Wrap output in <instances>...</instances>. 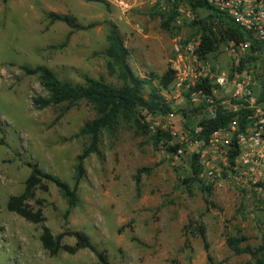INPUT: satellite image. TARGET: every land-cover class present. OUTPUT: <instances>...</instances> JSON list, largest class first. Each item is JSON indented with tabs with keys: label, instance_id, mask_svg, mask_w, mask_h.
<instances>
[{
	"label": "rangeland",
	"instance_id": "1",
	"mask_svg": "<svg viewBox=\"0 0 264 264\" xmlns=\"http://www.w3.org/2000/svg\"><path fill=\"white\" fill-rule=\"evenodd\" d=\"M51 13L73 16L81 28L53 22ZM161 22L160 16L127 10L111 0H0V264H101L89 249L51 256L41 243V227L8 210L10 198L24 192L33 166L75 186L79 157L91 144L79 133L96 117L86 100L39 109L34 99L47 92L38 76L23 68L46 66L75 84L92 77L119 85L105 55L108 23H113L133 71L154 76L160 87L176 44L198 38L186 24L173 35L162 30ZM207 60L226 65L224 45ZM258 65L263 72L264 62ZM174 86L175 80L163 93L173 113L144 112L149 134L126 121L102 133L99 152L84 160L76 207L70 208L50 182L49 191L38 189L29 203L43 210L55 236L83 231L111 264H208L199 224L206 229L215 264H256L250 255L235 254L227 238L245 236L243 247L262 245L264 197L222 180L210 196L202 182L186 185L194 149L176 158L152 139L161 128L172 134L171 145L183 146V131L200 120L199 111H193L198 107L188 96H178ZM64 243L74 245L75 239L66 236Z\"/></svg>",
	"mask_w": 264,
	"mask_h": 264
},
{
	"label": "trees",
	"instance_id": "2",
	"mask_svg": "<svg viewBox=\"0 0 264 264\" xmlns=\"http://www.w3.org/2000/svg\"><path fill=\"white\" fill-rule=\"evenodd\" d=\"M199 6L202 7L206 15H202L186 24L198 36L199 45L196 49V55L198 57L206 58L218 52L222 45L227 44L229 41L240 42L249 39L248 33L227 15L210 8L202 1L199 2ZM49 16L53 22H65L73 30L81 28L73 16L56 13H51ZM152 16L157 15L152 14ZM174 17V14L162 16L161 28L173 35H178L183 29L172 30L170 24ZM108 24V46L105 50V55L108 59L107 68L109 73L117 78L119 85L109 83L104 78L96 79L92 77H86L85 82L82 84H75L60 79L54 70L46 66L23 68L28 75L38 76L40 84L47 92V96L34 99V105L39 109H46L63 104L73 106L80 101L86 100L95 109L96 117L87 122L79 133L81 136L89 137L91 144L84 155L79 157L77 181L73 188L58 177L44 172L37 166H33L32 172L26 181L24 192L21 195L11 197L8 202V210L10 212L41 227V243L51 256H56L61 251L76 254L82 249H89L99 259L101 264L111 263L106 253L100 252L93 245L90 237L86 233L83 231H68L55 236L46 225L43 210H35L29 202L35 199L38 189L45 192L49 191L48 183L50 182L59 188L70 208L76 207L79 203V183L84 174V160L90 154L99 152L100 137L103 132H114L119 124L126 121L133 122L143 133L149 134L150 125L147 122V117L144 112L147 115H169L173 113V109L163 94L174 82L175 77L173 71L169 69L161 77L160 87L155 85L154 76H138L130 66L129 51L125 46L124 38L118 27L113 23ZM199 90H204L206 93L211 94V89L206 88L201 83H197L193 88V91ZM193 111L198 110L195 108ZM235 116L236 114L219 112L215 119H205L201 123L204 126L202 138L208 139L214 131L227 128ZM243 122L244 120L241 117V123L243 124ZM152 139L157 147H163L171 154H176L180 149V145H171L170 142L173 141V136L164 129L158 128ZM191 168L192 177L184 180L186 185H190L194 181L201 182L199 179L201 168L198 164L197 155L192 157ZM204 191L210 196L213 191V186L204 185ZM198 232L204 242L208 264H215L214 258L210 253L204 225L199 224ZM66 236H71L75 239L74 245L64 243ZM247 241L248 239L245 236H229L227 238V244L235 254L250 255L256 264H264V240L262 245L257 248H253L250 245L243 247V243Z\"/></svg>",
	"mask_w": 264,
	"mask_h": 264
},
{
	"label": "built area",
	"instance_id": "3",
	"mask_svg": "<svg viewBox=\"0 0 264 264\" xmlns=\"http://www.w3.org/2000/svg\"><path fill=\"white\" fill-rule=\"evenodd\" d=\"M201 1L230 17L248 33L249 39L224 44L226 65L211 63L208 56L198 57L199 39L176 44L171 60L174 91L178 96H188L193 107H198L200 120L183 131V146L174 155L179 158L193 148L192 157L198 156L201 168L199 179L206 186L218 185L222 180L239 188L254 189L264 197V71L258 65L264 62V0H111V3L160 17L174 14L170 26L175 31L199 17L203 12ZM197 83L210 88L211 94L193 91ZM219 112L236 116L227 128L214 131L208 139L202 138L201 123L215 119Z\"/></svg>",
	"mask_w": 264,
	"mask_h": 264
}]
</instances>
